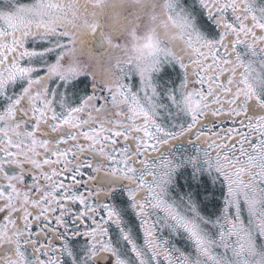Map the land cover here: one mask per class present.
Segmentation results:
<instances>
[{
	"label": "flooded vegetation",
	"instance_id": "obj_1",
	"mask_svg": "<svg viewBox=\"0 0 264 264\" xmlns=\"http://www.w3.org/2000/svg\"><path fill=\"white\" fill-rule=\"evenodd\" d=\"M189 8L179 22L175 0H0V264L242 255L241 211L180 221L179 168L264 184V0ZM150 34L154 93L132 70Z\"/></svg>",
	"mask_w": 264,
	"mask_h": 264
},
{
	"label": "rangeland",
	"instance_id": "obj_2",
	"mask_svg": "<svg viewBox=\"0 0 264 264\" xmlns=\"http://www.w3.org/2000/svg\"><path fill=\"white\" fill-rule=\"evenodd\" d=\"M189 1L192 2L193 0ZM190 2L175 0V6L177 7L175 18L179 22H182V19L190 14ZM55 16L56 13L54 11L48 14L50 18ZM148 37L150 41L135 42L133 48L135 50V60L132 63V70L137 79L144 83V87L148 88V92L154 93V90L151 91L153 88L151 68L156 62L153 65L151 63L157 57V52L152 57L153 42L156 38L153 34L148 35ZM65 55V52H60L58 61H60V58L65 59ZM139 89L142 95L148 94L141 88ZM179 173L180 183L183 184L179 192V204L183 213L179 214V219L192 230H196V221L207 222L215 220L218 216H233V220L236 221L235 216L241 211L235 224V230L241 238L240 250H242V255L237 256L234 253L235 250L229 245L221 250L219 257L211 256L209 260H201L197 263L264 264V184L259 188V191H255L252 187L250 189H242L239 192H229L220 183H217L216 175L213 172L201 167L199 161H196L193 157H186L181 161ZM208 205H219L222 207L221 210H225L228 213H206L205 206Z\"/></svg>",
	"mask_w": 264,
	"mask_h": 264
},
{
	"label": "water",
	"instance_id": "obj_3",
	"mask_svg": "<svg viewBox=\"0 0 264 264\" xmlns=\"http://www.w3.org/2000/svg\"><path fill=\"white\" fill-rule=\"evenodd\" d=\"M186 137H187L186 135L178 136V137L175 138L174 143L180 142V141L185 142L186 141Z\"/></svg>",
	"mask_w": 264,
	"mask_h": 264
}]
</instances>
